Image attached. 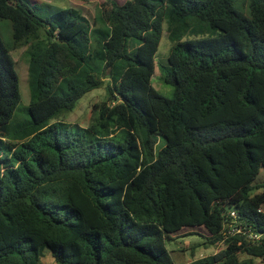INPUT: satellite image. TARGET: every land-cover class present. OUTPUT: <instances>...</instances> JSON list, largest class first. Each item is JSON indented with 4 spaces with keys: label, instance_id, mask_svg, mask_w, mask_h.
<instances>
[{
    "label": "trees",
    "instance_id": "16d2710c",
    "mask_svg": "<svg viewBox=\"0 0 264 264\" xmlns=\"http://www.w3.org/2000/svg\"><path fill=\"white\" fill-rule=\"evenodd\" d=\"M0 17L31 46L33 89L13 124L23 97L0 33V264L48 249L52 264H179L173 234L209 230L194 256L219 246L230 207L264 233V0H108L94 22L0 0ZM165 30L174 97L153 84ZM110 78L94 123L65 120ZM223 246L188 264L264 262V239Z\"/></svg>",
    "mask_w": 264,
    "mask_h": 264
},
{
    "label": "rangeland",
    "instance_id": "374dc122",
    "mask_svg": "<svg viewBox=\"0 0 264 264\" xmlns=\"http://www.w3.org/2000/svg\"><path fill=\"white\" fill-rule=\"evenodd\" d=\"M31 3L34 9L43 16H48L59 11L62 8L67 7H79L83 9L84 16L91 22H94L96 17L100 14L103 1L108 0H90L85 2L86 5L81 6V2L77 0H27ZM126 1V0H121ZM165 29V28H164ZM0 33L12 51L14 58L16 59V68L20 76L22 101L18 106L14 118L13 124L23 123L31 117L30 106L33 100L32 89V75L30 71L31 66V46L17 44L14 39V27L11 20L0 17ZM139 40L135 39L132 43L134 47L139 46ZM173 43L168 36V32L165 30L162 36L161 45L156 56L157 70L153 78L154 86L164 95L168 97H174L176 87L175 85L168 83L165 79L166 73L169 69V57L172 52ZM108 76V74H107ZM107 85L90 91L84 97L80 99L77 107L74 111L67 114L65 120L67 122L78 123L82 126H88L95 122L99 116V112L94 110L95 103H103L109 98L108 85L111 82L107 81ZM10 140V139H9ZM162 145L159 146L161 148ZM264 182V175L262 174L255 183ZM262 189H256L255 192H260ZM175 239L168 241V247L172 251L175 260L179 264H188L192 260L210 254L217 253L219 247L216 245L206 247L200 246L196 250V256H194L193 246L202 244L204 242L203 237L210 235L209 230L204 227H185L181 231L173 234ZM49 251V252H48ZM50 249L46 251L43 264H52L54 262L52 252ZM242 258H251L248 255H242ZM256 264H264L260 257H253Z\"/></svg>",
    "mask_w": 264,
    "mask_h": 264
},
{
    "label": "built area",
    "instance_id": "2783aa9c",
    "mask_svg": "<svg viewBox=\"0 0 264 264\" xmlns=\"http://www.w3.org/2000/svg\"><path fill=\"white\" fill-rule=\"evenodd\" d=\"M227 229L224 232V240L220 243L221 246L232 236L242 233L254 242H261L264 239V233L257 232L249 225H245L241 219L239 212L232 209L228 214Z\"/></svg>",
    "mask_w": 264,
    "mask_h": 264
},
{
    "label": "clouds",
    "instance_id": "9594fccd",
    "mask_svg": "<svg viewBox=\"0 0 264 264\" xmlns=\"http://www.w3.org/2000/svg\"><path fill=\"white\" fill-rule=\"evenodd\" d=\"M263 175H264V173H262ZM232 209H236L238 212H239V214H240V216H241V219H242V215H241V213H240V211L237 209V208H234V207H230L227 211H226V218H225V223H227L228 222V214H229V212L232 210ZM261 211H262V209H261ZM242 221H243V223H244V220L242 219ZM252 228H253V226H251ZM227 229V226H225V230ZM254 229V228H253ZM225 230H224V232H225ZM256 231V230H255ZM258 232V231H257ZM240 234V233H239ZM235 236V235H234ZM263 241V240H262ZM219 247V249H218V251H221L222 249H224L226 246H221V245H219L218 246Z\"/></svg>",
    "mask_w": 264,
    "mask_h": 264
},
{
    "label": "crops",
    "instance_id": "0c3cea01",
    "mask_svg": "<svg viewBox=\"0 0 264 264\" xmlns=\"http://www.w3.org/2000/svg\"><path fill=\"white\" fill-rule=\"evenodd\" d=\"M84 5H86L85 3H81V6L80 7H83ZM77 8H79V7H77ZM81 9V8H80ZM82 11H83V9H82ZM84 12V11H83Z\"/></svg>",
    "mask_w": 264,
    "mask_h": 264
}]
</instances>
